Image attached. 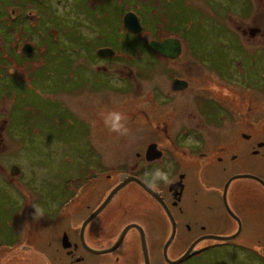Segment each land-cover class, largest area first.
Returning <instances> with one entry per match:
<instances>
[{"label": "rangeland", "instance_id": "rangeland-1", "mask_svg": "<svg viewBox=\"0 0 264 264\" xmlns=\"http://www.w3.org/2000/svg\"><path fill=\"white\" fill-rule=\"evenodd\" d=\"M12 2L35 17L27 20L30 36L24 34L16 50L14 41L3 42L5 53L0 56V215L5 204L60 201L63 181L73 177L79 162L88 163L93 148L105 147L102 137L108 136L107 151L117 153L122 143L118 138L130 135L106 133L112 127L110 114L120 113L125 126L140 123L133 107L152 94L147 88L157 74L166 80L180 74L232 75L243 98H252L251 105L262 111L256 121L264 118V0H191L190 5L184 0H46L41 5L0 0V18ZM36 9L46 12L40 20ZM127 11L136 13L148 32L120 33L119 23ZM250 27L261 29L253 41L242 34ZM163 35L182 43L175 67L153 53L142 37ZM24 42L34 47L31 56L21 51ZM105 46L115 50L114 57H98L96 50ZM163 101L158 100L160 109ZM241 105L247 107L248 102ZM263 132L264 128L259 134ZM12 166L19 169L16 175L11 174ZM257 169L259 174L258 165ZM235 181L239 189L254 190L250 200L240 204L250 210L251 235L262 237L264 191L252 180ZM144 207L143 224L167 233L157 207L149 201ZM247 244L264 249V240ZM198 245L205 250L177 264H264V255L249 254L241 246L211 241ZM177 248L179 253L185 246Z\"/></svg>", "mask_w": 264, "mask_h": 264}, {"label": "flooded vegetation", "instance_id": "flooded-vegetation-1", "mask_svg": "<svg viewBox=\"0 0 264 264\" xmlns=\"http://www.w3.org/2000/svg\"><path fill=\"white\" fill-rule=\"evenodd\" d=\"M184 1L190 5L191 0ZM254 28L261 34L259 27L243 29L242 34L253 41L257 34L249 31ZM146 30L142 25L140 36ZM142 37L148 47L151 39L171 38ZM152 52L175 67L182 43L176 58ZM231 76L180 74L166 80L155 75L147 88L152 96L133 107L140 123H120V129L110 127L106 132L129 133V139L118 138L122 143L117 153L107 151L108 136H104L105 147L93 148L88 163L79 162L73 177L63 181L60 201L4 205L0 264H172L193 243L181 262L200 254L205 247L198 244L204 241L264 255V249L247 244L264 240V235H251L250 210L240 204L250 200L254 190L234 184L235 179H249L264 191V132L259 134L264 118L256 121L262 111L251 105L252 98H243L239 82ZM161 99L165 106L160 109ZM245 101L247 107L241 105ZM169 108L171 113L161 112ZM158 171L167 180L156 178ZM146 201L161 213L167 233L143 224ZM38 207L43 215H37ZM212 235L235 236L216 240ZM178 245L185 248L176 253Z\"/></svg>", "mask_w": 264, "mask_h": 264}, {"label": "water", "instance_id": "water-1", "mask_svg": "<svg viewBox=\"0 0 264 264\" xmlns=\"http://www.w3.org/2000/svg\"><path fill=\"white\" fill-rule=\"evenodd\" d=\"M17 10H19V9H12L11 11L17 12ZM122 23H123L124 28L132 34L138 33L142 28V25L140 24V21H139L137 15L133 11H128L123 15ZM257 32H258V29H256V28L251 29L249 31L250 35H252V36L255 35ZM148 44H149V47L151 48L152 51L159 53L164 57L176 58L180 55V52H181V42L177 38H165L162 41H157V40L151 39V40H149ZM21 51L25 55L31 56L34 53V47L32 46L31 43L25 42V43H23V45L21 47ZM96 54L99 57H111V56H114L115 52L112 48L102 47V48L97 49ZM18 172H19L18 168H16L15 166L11 167V174L12 175H16ZM240 176L241 177H250V178L259 180L257 177L252 176V175H240ZM117 189H118V187L115 188L109 194V196L107 197V199L105 200L104 203H106L110 199V197L113 195V193ZM172 224H173V229H172V235L171 236H173L174 230H175V226H174L173 221H172ZM234 236L235 235L224 237V236L212 235L209 237L216 239V240H229V239L233 238ZM194 245H195V243H193L189 247V249L185 252L184 255H182L177 260L173 261L172 264L180 263L184 258H186L190 254V251L192 250Z\"/></svg>", "mask_w": 264, "mask_h": 264}, {"label": "trees", "instance_id": "trees-1", "mask_svg": "<svg viewBox=\"0 0 264 264\" xmlns=\"http://www.w3.org/2000/svg\"><path fill=\"white\" fill-rule=\"evenodd\" d=\"M31 1L32 2L35 1V2H37V3H39L41 5V3H45L46 0H44V1L43 0L42 1L31 0ZM12 5H18V3L15 4V2H12L11 4H8L7 6L5 5V9H4L5 15H3V13H2L3 17L0 18V33H2L0 35H2V37L7 35L8 38H9V39H6V41H3V39L0 36V39L2 40L1 41L2 43H0V56H2V53H5V50L2 48L3 42L9 41L12 44V42L14 41V44L12 45V47L15 48V50H16L17 41L21 37H23L24 34L30 36V33L32 31V26H31V29L29 30V27L27 25V20L29 21V20H31L32 17H35V16H32L31 11H26V12L24 11V12H22V14H20L18 16L15 11H11V10H10L11 12L8 11L9 7L12 6ZM87 5H92V4H91L90 1H87ZM15 9H18V7H15ZM126 9L129 10V8L125 5L124 10H126ZM36 10H35L36 11L35 14L39 15V17H38V15H37V17L40 20L41 17H42L41 15L45 14L46 12L44 10H42V11H40L39 9H36ZM40 12H43V13L41 14ZM39 25H40V23L36 24L35 28L33 29V32L37 31ZM118 30H119L120 33H122V31H126L124 29V27H122V21H120V23H119ZM47 31H48V29H47ZM146 32H148V30H146ZM49 33L52 36L53 33L51 31ZM137 35H140V33H138ZM10 36H11V39H10ZM18 56H22V57H25V59H28L26 56L23 55L22 52H18ZM10 60L14 61V59H10Z\"/></svg>", "mask_w": 264, "mask_h": 264}, {"label": "clouds", "instance_id": "clouds-1", "mask_svg": "<svg viewBox=\"0 0 264 264\" xmlns=\"http://www.w3.org/2000/svg\"><path fill=\"white\" fill-rule=\"evenodd\" d=\"M122 120V116L120 113H112L110 114V121L112 124V127L114 129H120L122 127V125L120 124V121ZM156 178L162 179V180H167V175L165 173L162 172H157L155 174ZM44 214V210L41 208H37V215H43Z\"/></svg>", "mask_w": 264, "mask_h": 264}]
</instances>
